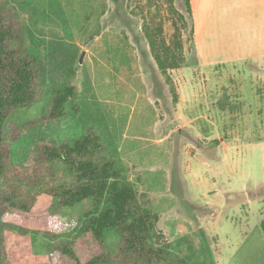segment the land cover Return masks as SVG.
I'll return each instance as SVG.
<instances>
[{
  "label": "rangeland",
  "instance_id": "rangeland-1",
  "mask_svg": "<svg viewBox=\"0 0 264 264\" xmlns=\"http://www.w3.org/2000/svg\"><path fill=\"white\" fill-rule=\"evenodd\" d=\"M6 4L19 17L29 51L54 69L57 81L59 72L75 71L68 81L74 90L69 114L61 121H43L58 87L51 74L42 86V101L10 117L6 136L12 163L29 165L42 140L73 144L92 130L123 161L144 207L159 217L155 232L176 243L182 257L193 264H218L219 252L231 256L228 243L243 238L240 232L230 233L225 222H238L242 230L253 227L255 219L245 221L246 197L264 195V74L217 44H202L192 52L190 30L183 29L187 63L171 72L173 93L144 33L145 25L155 21L172 43L175 18L166 0ZM175 4L191 24L184 0ZM181 91L188 102L197 92L199 113L216 111V119L183 120L174 102ZM224 204L229 206L220 210ZM219 218L226 225L217 223L215 230L210 221ZM250 241L245 252L253 259L259 255L252 250L258 247L256 235ZM49 244L37 237L29 255L46 256ZM106 244L114 252L120 237L111 230Z\"/></svg>",
  "mask_w": 264,
  "mask_h": 264
},
{
  "label": "trees",
  "instance_id": "trees-1",
  "mask_svg": "<svg viewBox=\"0 0 264 264\" xmlns=\"http://www.w3.org/2000/svg\"><path fill=\"white\" fill-rule=\"evenodd\" d=\"M6 3L0 0V264H193L176 243L155 232L159 217L144 207L125 164L94 131L73 144L42 140L29 165L12 163L6 136L10 117L42 101V86L51 74L58 87L43 121H61L69 114L74 90L68 81L75 71L59 72L57 81L54 69L29 51L19 17ZM166 3L175 18L172 43L155 21L144 33L174 93L171 72L187 63L182 30L189 29L193 40L194 26L190 0L184 6L191 24L175 0ZM260 228L264 234V218ZM111 230L120 237L114 252L106 244ZM37 237L48 240L49 253L33 258L29 253Z\"/></svg>",
  "mask_w": 264,
  "mask_h": 264
},
{
  "label": "crops",
  "instance_id": "crops-1",
  "mask_svg": "<svg viewBox=\"0 0 264 264\" xmlns=\"http://www.w3.org/2000/svg\"><path fill=\"white\" fill-rule=\"evenodd\" d=\"M192 7V22L194 26L193 51H200L202 44L213 46L217 44L222 49L227 50V55L241 58L247 65L250 64L252 70L264 74V0H190ZM216 45V47H217ZM216 55H219L216 53ZM184 69V68H183ZM264 80V77H262ZM191 90L190 87H186ZM185 88V89H186ZM186 89V90H187ZM233 98V97H232ZM231 98V99H232ZM200 96L195 93L192 102H188L184 98V92L181 91V98L177 105L181 106V118L183 120H205L206 118L216 119V111L205 116L198 111L201 104ZM230 99V101H231ZM193 105V106H191ZM194 107L196 111H193ZM211 115V116H210ZM228 119V117H225ZM264 195L249 194L246 197V205L248 207L245 213L246 223L254 220L255 225H248L247 230L238 227V222L231 220L225 222L223 219H213L210 221L216 226L223 222L227 223L230 233L240 232L242 240L240 243L228 244L233 247L231 256H227L221 252L217 257L218 264H264V234L259 230L257 224L264 218ZM229 204H224L219 208L225 210ZM244 207V206H243ZM225 222V223H224ZM222 225V226H224ZM185 232V230H183ZM256 235L258 239V247H254L255 252H259L258 257L252 259L250 253L245 249L253 244L251 238ZM262 250V251H259ZM245 253L242 260L241 254ZM240 259V260H239Z\"/></svg>",
  "mask_w": 264,
  "mask_h": 264
}]
</instances>
